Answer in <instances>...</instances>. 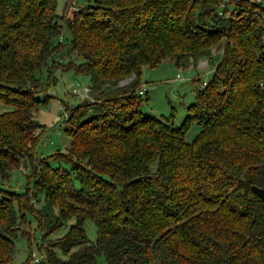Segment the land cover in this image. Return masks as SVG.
<instances>
[{
    "label": "trees",
    "instance_id": "obj_1",
    "mask_svg": "<svg viewBox=\"0 0 264 264\" xmlns=\"http://www.w3.org/2000/svg\"><path fill=\"white\" fill-rule=\"evenodd\" d=\"M90 1L56 15L55 0H0V264L16 231L29 236L25 212L42 256L24 263L264 264V203L250 190L264 188V5L240 0L225 19L217 0ZM203 57L210 76L177 125L139 109L141 68ZM55 69L84 75L92 101H57L68 144L42 157L35 113ZM74 87L63 92L78 98ZM25 164L22 190L2 186Z\"/></svg>",
    "mask_w": 264,
    "mask_h": 264
},
{
    "label": "rangeland",
    "instance_id": "obj_2",
    "mask_svg": "<svg viewBox=\"0 0 264 264\" xmlns=\"http://www.w3.org/2000/svg\"><path fill=\"white\" fill-rule=\"evenodd\" d=\"M72 2L77 7L91 1L72 0ZM65 4H68L67 0H55L54 11L56 15L69 12L67 7L65 8ZM60 34L64 45L57 58L61 57L65 61L68 35L64 29L61 30ZM216 53V56H218L220 51L212 52V56ZM210 68L207 61V65L202 67L194 65L193 68L177 69L169 60L161 61L153 67L141 68L139 80L144 93L139 96V109L147 114L167 117L173 126L177 125L184 115L186 105L192 101V89L200 87V84L209 78ZM41 71L42 77L45 79V70L42 68ZM175 75H179V78H175ZM128 77L131 78L132 74ZM74 82L78 83L81 87L87 86V78L84 75H74L71 71L55 69L51 74V81L45 89H42L41 93L50 97L47 98L35 113L37 122L43 128L42 135L35 144L37 156L45 157L54 151L63 152L67 147L68 137L63 131V111L60 109L61 106L58 108L57 101L60 100L66 105H74L81 101L79 98H72L69 94L63 92L64 88H68ZM44 84L46 83L44 82ZM42 96L43 94H40V97ZM56 126H58V129H56ZM197 130L198 125L192 122L184 133L183 138L189 141ZM26 165H19L16 168L10 169L7 178L2 182V186L19 191L22 190L26 184V176L24 175L28 171ZM39 205L40 200L32 202L33 208H38ZM18 228L22 229L24 233H28L29 236L27 238L19 231L15 232L12 237L13 255L10 264H30L29 261L24 262L26 259L29 260L32 253H36V244L38 243L40 231L36 228L34 218L27 212L23 215V224L21 222ZM82 228L86 239L94 241L95 229L92 223L89 220H85L82 223ZM63 232L64 227H61L51 233L48 238L50 240L55 239L61 236ZM96 262L102 264L101 256L97 257Z\"/></svg>",
    "mask_w": 264,
    "mask_h": 264
},
{
    "label": "built area",
    "instance_id": "obj_3",
    "mask_svg": "<svg viewBox=\"0 0 264 264\" xmlns=\"http://www.w3.org/2000/svg\"><path fill=\"white\" fill-rule=\"evenodd\" d=\"M240 0H217V4H216V14L218 16H221L222 18H229L231 13H232V5L235 2H239ZM245 3H253L255 5H264V0H245ZM74 4L72 2V0H68V9L70 11L75 10L74 8ZM198 67H202L207 65V59L206 58H201L199 59L196 64ZM175 78H179V75H175ZM130 79V77H128L127 79H123L117 82V85H122L124 83H126L128 80ZM204 82H202L200 85H203ZM259 85L262 86L261 83H259ZM74 94L75 96H77L79 99H85L88 101H92V98L89 96V88L87 86H80L78 85L76 82H74ZM144 93V90L142 88V85L138 86L137 89L135 90V95L140 96ZM58 106H60V104L57 102ZM42 256V253H38L37 255H34L33 253L30 255L32 262H37L40 257Z\"/></svg>",
    "mask_w": 264,
    "mask_h": 264
},
{
    "label": "water",
    "instance_id": "obj_4",
    "mask_svg": "<svg viewBox=\"0 0 264 264\" xmlns=\"http://www.w3.org/2000/svg\"><path fill=\"white\" fill-rule=\"evenodd\" d=\"M250 190L258 196L262 202L264 203V188L263 187H257L255 185H250Z\"/></svg>",
    "mask_w": 264,
    "mask_h": 264
}]
</instances>
